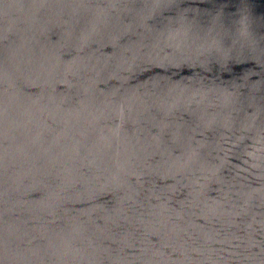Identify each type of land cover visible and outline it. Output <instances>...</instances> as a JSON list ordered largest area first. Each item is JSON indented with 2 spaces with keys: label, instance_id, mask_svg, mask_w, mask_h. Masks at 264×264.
<instances>
[{
  "label": "water",
  "instance_id": "obj_1",
  "mask_svg": "<svg viewBox=\"0 0 264 264\" xmlns=\"http://www.w3.org/2000/svg\"><path fill=\"white\" fill-rule=\"evenodd\" d=\"M0 264H264V0H0Z\"/></svg>",
  "mask_w": 264,
  "mask_h": 264
}]
</instances>
